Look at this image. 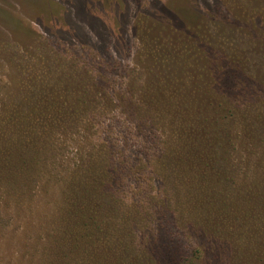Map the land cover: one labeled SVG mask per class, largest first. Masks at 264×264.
I'll use <instances>...</instances> for the list:
<instances>
[{
    "label": "rangeland",
    "instance_id": "374dc122",
    "mask_svg": "<svg viewBox=\"0 0 264 264\" xmlns=\"http://www.w3.org/2000/svg\"><path fill=\"white\" fill-rule=\"evenodd\" d=\"M30 113L42 172L111 151L112 243L143 264H264V0H0V150ZM7 192L0 264H33L53 206Z\"/></svg>",
    "mask_w": 264,
    "mask_h": 264
},
{
    "label": "trees",
    "instance_id": "16d2710c",
    "mask_svg": "<svg viewBox=\"0 0 264 264\" xmlns=\"http://www.w3.org/2000/svg\"><path fill=\"white\" fill-rule=\"evenodd\" d=\"M55 104H48L47 107L55 106ZM40 115L43 114L30 113L19 116L18 123L24 129L20 128L21 135L17 136L15 147L0 150V184L9 189L5 197L13 193L18 197L21 195V198L14 202L18 207L19 203H23L28 196L31 203L35 205L36 201L33 199H35L36 188H40L42 195L48 197V205L53 206L44 218L45 223L42 235L35 245L36 250L29 254L31 263L84 264L81 259L85 256L89 264H127L128 261L129 264H143L144 256L140 253L135 255L126 245L112 243L115 239L112 220L116 219V209L110 204L109 196L106 194L107 187L113 184V178L116 176V171L111 168L113 165L108 162L110 159L107 156L111 157L109 154L111 151L102 155L103 147L92 148V151L88 153L90 154L88 160L84 162L82 158L72 166V169L65 170L67 175L65 179H60L54 173L58 167L55 160L49 163L51 170L42 172L41 159L48 154H60V150L56 148L58 143L51 144L43 141L41 144L35 132L36 129L28 125V123L35 124L41 121L44 117H39ZM67 118L70 119V117ZM199 126H202V123H199ZM190 130L193 136H200L199 130L194 128ZM206 139L212 140L209 137ZM192 149L188 150L189 156L195 158L196 153ZM104 158L107 160H103ZM180 158L183 157L176 152L172 161L180 162ZM199 158L202 156L200 155ZM42 175L45 187L38 182L42 179ZM56 185L59 188L55 187ZM2 199L1 196L0 200ZM227 234L230 240L235 238V234L231 231ZM233 244L239 254L248 257L247 247L241 250L237 243L233 242ZM233 264H238L236 257Z\"/></svg>",
    "mask_w": 264,
    "mask_h": 264
}]
</instances>
